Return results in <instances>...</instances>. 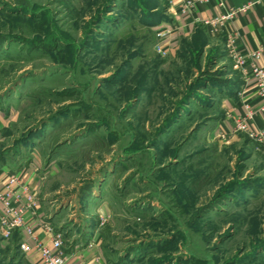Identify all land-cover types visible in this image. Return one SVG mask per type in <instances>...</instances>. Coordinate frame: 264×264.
I'll return each mask as SVG.
<instances>
[{
	"label": "rangeland",
	"instance_id": "rangeland-1",
	"mask_svg": "<svg viewBox=\"0 0 264 264\" xmlns=\"http://www.w3.org/2000/svg\"><path fill=\"white\" fill-rule=\"evenodd\" d=\"M168 8L0 0V160L38 167L54 230L112 264H264V153L213 136L241 76L202 27L160 51ZM10 235L0 264H23Z\"/></svg>",
	"mask_w": 264,
	"mask_h": 264
},
{
	"label": "crops",
	"instance_id": "crops-1",
	"mask_svg": "<svg viewBox=\"0 0 264 264\" xmlns=\"http://www.w3.org/2000/svg\"><path fill=\"white\" fill-rule=\"evenodd\" d=\"M228 7H239L247 3H253L248 11L238 14V16L229 23L224 32L217 35H209L211 38L220 37L226 40L225 32L230 30L236 32V47L252 51L264 47V0H222ZM222 9L215 5V2H211L208 5L201 6L196 10L191 17L178 15L174 22V29L164 41L168 45L169 51H172L177 45L180 37L188 34H193L199 27L204 28L201 21H195V18L199 20L207 18L209 16L218 14ZM206 31V30H205ZM207 32V31H206ZM257 65L264 69V50L261 52L260 57L257 60ZM222 106L224 114L219 120L218 129H223L231 137H235L234 134V120L238 118H246L249 124L255 129H264V96H259L254 86L253 79L247 83L242 79L240 86L236 89L234 94L230 92L222 97ZM249 111V114H247ZM11 116V111L9 113ZM7 116L0 112V133L4 127L3 119ZM35 165H29L22 169H11L8 163H1L0 165V192H5V186L10 185L14 188L16 194L21 195V199L24 200L21 188L12 182L10 176L16 174L20 178V182L27 185L32 192L38 197L36 205V217H31L29 213H25V219L34 228V236L41 240L48 248H52L51 233L43 230L38 225V219L48 220L51 216L42 209L41 202L39 200L40 186L43 184V178L40 173L34 170ZM43 181V182H42ZM17 207L18 203H14ZM1 208V205H0ZM100 213L104 214V208L100 209ZM1 230V229H0ZM10 235V233L8 234ZM4 237L0 238V246L7 247L10 245V236L7 237L3 233ZM28 245V251L23 252L20 249L21 258L23 264H43L40 261L39 255L34 249V240L30 237L22 238ZM19 244L21 242V235L18 234ZM63 249L66 253V260L64 264H112L111 261L105 255V251L102 250L100 242V234L96 232L92 237H88L87 240H74L72 243L66 244L63 239Z\"/></svg>",
	"mask_w": 264,
	"mask_h": 264
},
{
	"label": "built area",
	"instance_id": "built-area-1",
	"mask_svg": "<svg viewBox=\"0 0 264 264\" xmlns=\"http://www.w3.org/2000/svg\"><path fill=\"white\" fill-rule=\"evenodd\" d=\"M168 5L169 20L165 21L166 25L162 26L161 22L157 27V37L160 41L158 48L160 51L168 49V45L164 43L169 34L173 31L178 15L191 17L198 8L208 5L212 1L215 5L220 7L222 11L218 14L209 16L195 21H201L209 35H217L225 31L226 26L231 23L240 13L248 11L253 3H247L239 7H228L222 0H165ZM174 21V22H173ZM225 50L227 51L235 71H237L244 82L253 79L254 86L259 96H264V69L257 65V60L260 57L264 47L247 51L236 47V32H225ZM249 114V111L248 113ZM234 134L244 133L248 138L254 141L259 149L264 153V129L253 128L248 120L238 118L234 120ZM215 138L231 137L223 129H218L217 133L213 135ZM38 172V167H34ZM11 181L21 188L24 200L21 195L16 194L14 188L10 185L5 186V192H0V228L4 234L8 235L10 232L18 231L21 235V242L19 247L23 252L28 251V245L22 238L30 237L34 240V249L39 255L40 261L43 264H64L66 260V253L63 249L62 233L56 232L51 222L44 219H38V225L43 230L51 233L52 248H48L41 240L34 236V228L26 221L24 214L27 212L31 217H36V205L38 197L25 184L20 182L19 176L13 174L10 176ZM14 203H18L15 207Z\"/></svg>",
	"mask_w": 264,
	"mask_h": 264
},
{
	"label": "trees",
	"instance_id": "trees-1",
	"mask_svg": "<svg viewBox=\"0 0 264 264\" xmlns=\"http://www.w3.org/2000/svg\"><path fill=\"white\" fill-rule=\"evenodd\" d=\"M165 2H166V1H165ZM161 21H163V20H161ZM204 28H205V27H204ZM205 29H206V28H205ZM232 87H233V85L230 87L231 89L229 88V89H227V90H229L228 93L230 92L231 94H234V93L236 92V89H237L238 87H235V86H234V89H232ZM3 161H4V160H0V165H1V163H3ZM16 233H18V231H16ZM18 234H19V233H18ZM18 246H19V242H18ZM19 248H20V247H19Z\"/></svg>",
	"mask_w": 264,
	"mask_h": 264
}]
</instances>
